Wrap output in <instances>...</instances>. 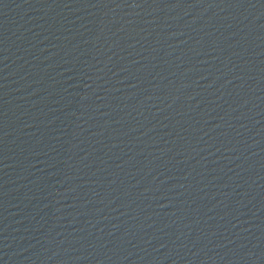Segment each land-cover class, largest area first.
Here are the masks:
<instances>
[{
  "label": "water",
  "instance_id": "obj_1",
  "mask_svg": "<svg viewBox=\"0 0 264 264\" xmlns=\"http://www.w3.org/2000/svg\"><path fill=\"white\" fill-rule=\"evenodd\" d=\"M0 264H264V0H0Z\"/></svg>",
  "mask_w": 264,
  "mask_h": 264
}]
</instances>
